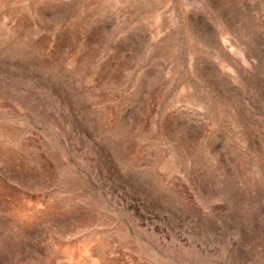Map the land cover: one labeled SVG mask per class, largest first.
Wrapping results in <instances>:
<instances>
[{
    "label": "rangeland",
    "instance_id": "374dc122",
    "mask_svg": "<svg viewBox=\"0 0 264 264\" xmlns=\"http://www.w3.org/2000/svg\"><path fill=\"white\" fill-rule=\"evenodd\" d=\"M0 264H264V0H0Z\"/></svg>",
    "mask_w": 264,
    "mask_h": 264
}]
</instances>
